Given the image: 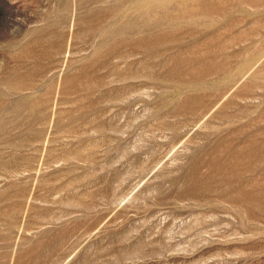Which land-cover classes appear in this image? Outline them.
<instances>
[{"label": "rangeland", "instance_id": "obj_1", "mask_svg": "<svg viewBox=\"0 0 264 264\" xmlns=\"http://www.w3.org/2000/svg\"><path fill=\"white\" fill-rule=\"evenodd\" d=\"M0 264H264V0H0Z\"/></svg>", "mask_w": 264, "mask_h": 264}]
</instances>
